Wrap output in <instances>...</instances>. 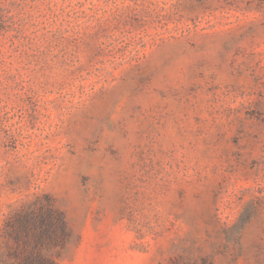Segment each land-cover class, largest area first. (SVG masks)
<instances>
[{
	"label": "rangeland",
	"instance_id": "rangeland-1",
	"mask_svg": "<svg viewBox=\"0 0 264 264\" xmlns=\"http://www.w3.org/2000/svg\"><path fill=\"white\" fill-rule=\"evenodd\" d=\"M264 264V0H0V264Z\"/></svg>",
	"mask_w": 264,
	"mask_h": 264
},
{
	"label": "trees",
	"instance_id": "trees-1",
	"mask_svg": "<svg viewBox=\"0 0 264 264\" xmlns=\"http://www.w3.org/2000/svg\"><path fill=\"white\" fill-rule=\"evenodd\" d=\"M35 260H36V257L32 255L26 259L24 264H33ZM40 264H42V262H40Z\"/></svg>",
	"mask_w": 264,
	"mask_h": 264
}]
</instances>
